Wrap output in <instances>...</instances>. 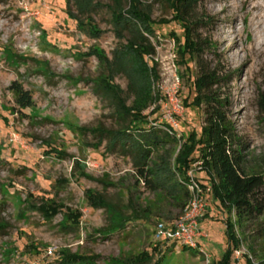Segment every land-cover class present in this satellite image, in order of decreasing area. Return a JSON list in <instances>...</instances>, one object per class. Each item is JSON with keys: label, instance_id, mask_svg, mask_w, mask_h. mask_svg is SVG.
<instances>
[{"label": "rangeland", "instance_id": "374dc122", "mask_svg": "<svg viewBox=\"0 0 264 264\" xmlns=\"http://www.w3.org/2000/svg\"><path fill=\"white\" fill-rule=\"evenodd\" d=\"M141 1L155 22L146 73L138 60L121 59L125 40L114 31L111 0H91V9L67 0H0V264H58L67 252L94 257L92 264H125L143 251L153 261L162 256V264H212L226 250L228 214L209 193L196 246L156 238L159 224L174 226L184 210L168 191L176 181L174 158L189 132H199L203 113L184 106L195 95L196 69L191 60L180 62L170 34L179 25L160 24L171 11ZM204 8L213 18L205 33L230 74V118L249 168L264 170V0H205ZM173 73L180 86L169 106L179 107V126L167 136L162 102ZM102 80L118 88L126 105L140 107L146 121L128 124ZM16 88L30 93V107L19 105ZM123 127L131 134L123 150L93 132ZM155 135L162 141L148 145ZM134 142L150 146L160 189L149 190L136 174L128 149ZM200 168L192 162L187 173L209 182ZM98 195L107 206L94 205ZM257 227L234 226L241 253L238 260L233 253L232 264L264 259Z\"/></svg>", "mask_w": 264, "mask_h": 264}, {"label": "trees", "instance_id": "16d2710c", "mask_svg": "<svg viewBox=\"0 0 264 264\" xmlns=\"http://www.w3.org/2000/svg\"><path fill=\"white\" fill-rule=\"evenodd\" d=\"M67 1H73L82 9L92 7L91 0ZM154 1L171 11L170 18L160 19L159 23L164 25L174 21L181 29L179 33L170 31L178 45L180 62L185 64L187 60H191L195 65L196 72L192 80L195 95L190 102L185 99L184 106L201 107L203 113L199 132L193 129L181 141L172 170L176 181L170 184L168 191H171L169 194L173 192L176 194L173 196L175 203L182 210L190 195L188 168L192 162L200 161V169L205 171L209 182L201 181L197 174L194 177L202 187H211L210 196L228 214L225 224L228 240L226 250L222 257L212 264H232L231 257L240 244L234 226L243 229L247 223L256 221L258 222L256 231L259 236L264 237V170L256 171L249 168L245 146L230 118L229 97L225 91L230 82V74L222 62L220 53L215 50L216 44L211 35L205 33L213 20L204 8L205 0ZM109 6L114 31L125 40L121 59H126L128 55V62L138 60V65L146 73L148 64L145 56L154 50L149 36L154 32L155 23L148 5L143 4L141 0H111ZM74 17L77 20V17ZM100 88L111 96L117 112L128 119V124L135 126L146 121L145 116L140 113V107L125 104L116 86L102 80ZM15 93L20 106L30 107L31 96L28 91L16 88ZM153 124L154 128L159 127L158 123ZM163 125L160 129L166 131L165 135H174V130L168 132L165 124ZM127 128L114 131L95 128L93 132L97 134L96 137H108L111 149L120 144L123 150L131 135ZM162 137L163 135L160 137L155 135L154 140L148 145L160 143ZM148 145L134 142L130 143L128 149L136 174L149 190L155 191L160 189V186L153 177L149 165L152 150ZM88 193L91 192H87V195H90ZM93 203L96 206H107V201L102 195H98V198L96 196ZM50 206L52 210L57 207L56 204ZM231 214L234 215V220L231 219ZM93 258L67 252L58 264H92ZM117 261L118 259H114L108 264H118ZM152 261V254L143 251L137 256L125 259L124 263L162 264L163 258L160 256ZM245 264H264V259L253 263L246 257Z\"/></svg>", "mask_w": 264, "mask_h": 264}, {"label": "built area", "instance_id": "2783aa9c", "mask_svg": "<svg viewBox=\"0 0 264 264\" xmlns=\"http://www.w3.org/2000/svg\"><path fill=\"white\" fill-rule=\"evenodd\" d=\"M180 86V78L176 73L172 74L171 89L166 94V100L162 102L163 118L166 122L165 128L168 132L177 129L179 122L175 117V111H179V107L171 108L169 105L176 101L174 92ZM189 177L188 189L189 198L184 207V210L179 216L176 224L172 227H166L160 223L156 233L157 239L177 240L187 246H196V238L201 235L199 230V219L208 208L206 194L211 192V187H202L199 181L194 177L192 171L187 173ZM240 250L234 251V258L238 260Z\"/></svg>", "mask_w": 264, "mask_h": 264}]
</instances>
